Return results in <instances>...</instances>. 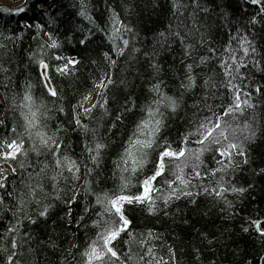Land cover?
<instances>
[{
  "label": "trees",
  "instance_id": "trees-1",
  "mask_svg": "<svg viewBox=\"0 0 264 264\" xmlns=\"http://www.w3.org/2000/svg\"><path fill=\"white\" fill-rule=\"evenodd\" d=\"M14 1L22 3L17 7L0 4V148L12 137L10 128L23 132L21 113L27 109L19 105L28 93L37 107L43 105L40 122L46 125L44 130L55 133L62 154L75 160L80 171L75 174L79 178L73 179V173L63 170L53 181L51 177L60 170H54L51 156L38 161L29 152L11 163L0 161L4 166L0 182L5 185L0 188L4 201L0 205V264H6L12 242L17 245V264H85L82 253L93 241L97 247L103 245L99 234L104 231V221L117 219L101 215L104 209L96 204V197L104 193L110 197L138 195L143 180L152 174V164L135 175L122 173V164L117 167L137 124L147 119L149 107H159L156 118L163 121L161 143L167 140L176 149L188 137V166L182 178L190 181L187 191L193 196L181 195L164 204L173 189L184 187L172 175L178 171L176 163L182 164L184 158L172 162L170 170L154 182L158 189L151 194L155 212L148 211L147 203L124 205L131 223L112 244L120 261L109 258L106 264H147L149 260L157 264L161 258L168 264H264V238L251 226L252 221H260L264 228V7L251 0H83L89 21L80 15L82 0ZM21 8L24 11H18ZM49 33L60 44L58 49L47 47ZM124 40L129 42L127 47ZM244 48H248L247 56ZM57 55L79 63L75 68L69 65V74L62 75L57 66L66 60H56ZM202 57L207 58L204 63ZM231 57L247 65L239 69L246 79L237 76L232 83L242 90L241 100L247 99L253 107L245 106L242 115L224 117L231 125L230 139L243 140L245 125L256 135L244 141L248 163H243L245 157L236 156L231 168L216 171L223 167L217 160L227 164V158L212 151L199 153L204 146L196 141L201 138L199 126L215 120L232 103L234 90L224 86L232 78L220 66L227 61L235 68ZM38 59L49 65L47 74L57 97L45 89ZM189 75L195 86L181 87L188 83ZM101 81L106 84L103 96L95 87ZM157 84L162 96L176 100L175 112L167 101L156 104L160 97L152 89ZM88 93L92 100L85 106L97 100L103 103L106 98L107 113L99 105L90 114L77 108ZM77 118L87 131L76 124ZM98 142L106 147L97 166L91 160L95 151L90 154L87 148L95 149ZM194 153L200 155L199 162L192 158ZM155 158L156 152H152L149 159ZM45 163L49 167L40 173ZM122 175L126 188H122ZM29 185L37 189L39 203H27L15 216L4 212L5 207L15 208ZM220 187L226 189L221 197L204 192ZM233 188L246 191L241 194ZM24 199L29 198L25 195ZM46 206L48 214L40 216ZM11 226L16 231L6 235ZM149 248L155 259L146 254Z\"/></svg>",
  "mask_w": 264,
  "mask_h": 264
},
{
  "label": "snow or ice",
  "instance_id": "snow-or-ice-1",
  "mask_svg": "<svg viewBox=\"0 0 264 264\" xmlns=\"http://www.w3.org/2000/svg\"><path fill=\"white\" fill-rule=\"evenodd\" d=\"M251 3L253 5H261L262 7H264V4H261V0H251ZM81 7L82 11L80 12V15L91 21V17L86 15V5L83 3V0ZM18 11H24V9L21 8ZM253 22H255V20H253ZM37 27L39 28V25H37ZM125 30L131 31V29L128 28H125ZM48 38L49 40H51V43L47 45L48 48L58 49L60 47V44L56 39H53L51 33L48 34ZM86 39L87 37L82 39L80 43L84 44ZM245 42H247L246 38ZM128 43L129 42L127 40L123 41L125 47H127ZM243 50L245 56H247L248 48H244ZM252 51L254 52L255 49L253 48ZM120 54L123 53L121 52ZM55 59L58 61L61 59L66 60V63L63 66H57V71L62 75L69 74V65H72L73 68H75V65L79 63V61L75 59H67L59 55H57ZM231 59L233 61V64L236 65L235 68H232L230 65H228L227 61H224L220 66L225 69V74L232 78L228 81L227 84L224 85L226 88H229V91L234 90V98L232 100V103L223 110L222 114L216 115L215 120H210L208 123H202L199 126L198 132L200 133L201 138L196 141V143L204 146L199 150V153L202 154L205 151H212L218 157L227 158V164H224L223 160H217V162L222 164L223 167L221 169H217L216 171H227L233 166L234 158L236 156L245 157L243 163H248L244 141H251L256 135L255 131L250 129L248 125H245L247 135L243 137V140L237 142L236 140L230 139L229 129L231 128V125L224 120V117L235 116L236 114L242 115L243 108L245 106L253 107V105H251L247 99L243 101L241 100L242 90L239 89L238 85L232 83V80L236 79L237 76H239L241 80L246 79L245 76L240 74L239 69L240 67H247V65L243 63H237L235 57H231ZM206 60V57H202L201 63H204ZM37 63L42 70L41 76L44 81L45 89H47V92L51 97H57V91L53 87H51L50 78L47 74L49 65L43 59H38ZM255 65H258V62H255ZM188 68L189 70H191L192 65H188ZM107 83L111 84V79H108ZM194 86L195 79L191 75L188 76V83L186 85H181V87H185L188 89H191ZM95 87L101 89L100 95L103 96V90L106 88V84L101 81L100 83L95 84ZM159 87V84H157L152 89L160 97V99L156 101V104L159 105L161 102L167 101L170 110L172 112H175L177 109L176 100L171 97L162 96L160 94ZM255 91L259 93L260 89L257 88L255 89ZM244 95L248 96L250 95V93L245 92ZM91 100V93L84 95L83 99L77 104V108H83L85 113L90 114L94 109L97 108L98 105L101 108H105V105H107L108 103V100L104 98L103 103H101L100 100H97V102L91 104L90 107H86L85 105L91 102ZM19 107L22 109H27V112L21 113L24 118L23 132L18 131L16 127L10 128V132L13 135L10 139L2 142L3 146L2 148H0V161L11 163L16 161L17 158L21 155L27 157L29 152H32L37 157L38 161L42 156L45 158L51 156L53 158L54 170H60L55 171V174L51 177L53 181H56L57 178L62 175L63 170L73 173V179H78L79 177L75 175L80 171L77 162L70 159L67 155L62 154V146L58 142L55 133L49 135L48 132L44 130L46 128V125H42V123L40 122V107H43V105L37 107L32 96L26 93L23 96V103L20 104ZM105 112L107 113L106 108ZM158 114L159 107H157L156 109L149 107L147 109V119H142L137 124V132H134L133 136L129 138V144L121 154L120 163L117 164L118 168H120V164L123 165V167L120 169L122 173L130 171L133 175H135L137 172L143 171L149 164H152L154 165L152 174L150 176H147L143 180V191L138 195L120 194L115 197H110L107 193H104L103 196L98 195L96 197V204L100 205L104 209V212L101 215L107 214L109 217H116L117 219L104 221V231L99 234L100 238L103 239V245L101 247H97L96 242L93 241L89 248L82 253V255L86 258L85 264H96V262H99V264H106V261L109 258L120 261V256L118 255V252L114 250L112 244L114 241L119 239L122 232H126L128 230V227L131 223V221L125 215L124 205L147 203L149 205L148 211L150 213L155 212V201L153 200L151 194L153 191H158V189L154 188V182L158 177L164 176L166 171L170 170L169 166L172 162H181V159L184 158L182 164L176 163V169L178 171L172 172V175L175 176L176 179L180 181V184L184 185V187H177L173 189L172 192H170L168 196L164 198V204L167 205L173 198L179 199L181 195L189 197L193 196L192 192L187 191V187L190 181H186L182 178L184 167L188 166V157L186 156V145L188 143V137H184L182 146L176 149H174L172 147V144L167 140H164L161 143L159 137L163 127V121L162 119L156 118ZM119 118L120 117H117V119ZM2 124L3 122H0V125ZM76 124L80 127L85 128V131H87V127L81 124L79 118L76 119ZM113 127H115V125H113ZM232 135H235V133L233 132ZM26 143H29L28 148L25 147ZM105 147L106 145L98 142L95 145V149L87 148L90 154L95 151V155H91V160L94 164H97V166L98 160L101 156V152ZM152 152H156V158L154 160L149 159ZM192 158L197 162L200 161L199 154H192ZM236 166L239 167L238 164ZM48 167L49 165L45 163L43 167L40 168V173H45ZM195 167L196 165H194V170ZM15 170V166H13V172H15ZM88 172L90 173L91 169H88ZM212 174L215 175V172H213ZM195 175L199 177L200 172L196 171ZM121 179L122 181H124V183L122 184V188H126L128 186V183L123 175L121 176ZM221 180H223V177H221ZM175 182V180L169 182V188H172V184H174ZM4 187L5 185L0 182V188ZM40 190L42 191V189ZM232 190L241 194L246 191V189L244 188H233ZM224 191H226V189H224L223 187H220L218 191L216 189H213L211 193L207 188L204 189L205 193H214L217 197H221ZM25 195L28 196V200L24 199ZM36 196L37 189L29 185L28 193H22L21 199L15 206V208L13 209L10 207H5L3 211H11L13 216H15L17 212H23L25 210V205L27 203H31L33 201L39 203V201L35 199ZM194 202L195 201L193 200V203ZM3 204L4 201L0 200V205ZM228 206L231 207L230 202ZM47 214L48 208L46 206L44 210L40 211L39 215L46 216ZM32 223H35V221H32ZM96 226L99 227V223H97ZM251 226H254L259 237L264 238V228H262L260 221H252ZM249 230L250 228H244L245 232H248ZM14 231H16V227L11 226L8 228L6 235ZM129 235L131 234L129 233ZM149 235H151V233ZM16 248V243L12 242V251L7 256L6 264H17L15 260V257L18 255V253L15 251ZM169 253L173 258L175 257V253L171 250V248H169ZM146 254L152 259H155L151 248L147 250ZM141 259H143V257H141ZM147 264H152V261L149 260ZM157 264H168V261H164L163 258H161L159 261H157Z\"/></svg>",
  "mask_w": 264,
  "mask_h": 264
},
{
  "label": "rangeland",
  "instance_id": "rangeland-1",
  "mask_svg": "<svg viewBox=\"0 0 264 264\" xmlns=\"http://www.w3.org/2000/svg\"><path fill=\"white\" fill-rule=\"evenodd\" d=\"M22 1H14V0H0V4H5V5H9L11 7H17L19 5H21ZM113 32L116 34L118 32V28H117V24H116V19L114 20V24H113ZM4 166H0V170L3 168ZM130 167V164H129Z\"/></svg>",
  "mask_w": 264,
  "mask_h": 264
}]
</instances>
